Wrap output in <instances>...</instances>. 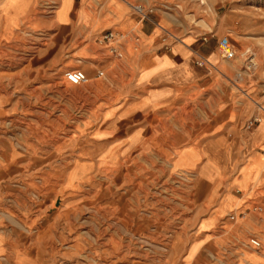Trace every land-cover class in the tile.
I'll return each instance as SVG.
<instances>
[{
    "label": "rangeland",
    "instance_id": "obj_1",
    "mask_svg": "<svg viewBox=\"0 0 264 264\" xmlns=\"http://www.w3.org/2000/svg\"><path fill=\"white\" fill-rule=\"evenodd\" d=\"M51 1L41 0L35 10L51 13ZM87 1L89 11L102 17L107 13L111 22L124 18L137 22L140 16L134 8L141 10L148 18L142 23L157 27L148 50H164L163 44L185 47L187 38L192 63L213 52L200 68L205 79L180 106L149 121V136L132 155L110 157L113 149H120L118 144L131 138V126H139L136 120L129 126L122 120L120 127L107 118L123 102L122 91L131 80L122 73L123 64L102 49L103 43H92L86 26L73 28L70 34L62 31L57 43L52 31L32 21L27 26L23 22L7 42L0 43V258L5 255L1 259L13 264L12 254L5 253L6 247H13V251L24 249L30 264H180L183 253L171 251L172 240L195 231L191 216L200 190L190 174L170 172L181 153L175 163H169L161 152L195 143L209 131L213 116L227 118L231 121L228 131L238 138L234 162L238 166L249 151L241 126L249 116L260 115L263 119L257 127L262 133L251 135L248 143L261 149L264 158V0ZM64 6V0H57V21L62 22L59 12ZM88 14L79 11L82 20ZM130 24L122 22L120 32L127 33L124 28ZM11 31H5L9 37ZM134 36L127 34L126 41L131 42L125 48L127 56L137 52ZM221 37L232 45L234 58L229 61L219 57ZM246 48L254 55V67L245 74L241 73L240 54ZM91 49L101 61H113L102 79H89L94 71L83 66V57ZM68 70H82L87 82L67 86L62 74ZM243 106H250L251 112L242 114ZM128 129V136L118 142L117 137ZM88 158L94 164L92 172H88ZM263 177L264 166L253 164L249 157L230 184L238 185L245 198ZM240 203L228 192L220 196L217 210L223 215L231 212L234 220L229 221L228 214L219 220V226L245 225L247 214L257 217L252 211L254 201H249L244 217ZM216 235H222L220 247L213 246L219 238H212L191 264L231 261L233 245L246 244L249 236L238 241L234 232L220 230ZM258 238L264 243V236ZM194 251L190 247L185 259Z\"/></svg>",
    "mask_w": 264,
    "mask_h": 264
},
{
    "label": "crops",
    "instance_id": "obj_2",
    "mask_svg": "<svg viewBox=\"0 0 264 264\" xmlns=\"http://www.w3.org/2000/svg\"><path fill=\"white\" fill-rule=\"evenodd\" d=\"M40 1L0 0V43L7 42L11 38L12 32L22 26L23 22L24 26H27L32 21L38 27L52 31L54 40L59 39L56 41L57 43H60L59 35L62 31H68L70 34L73 28H77L78 26H86L89 28L92 43H95V41L98 44L103 43L105 48L103 47L102 49H107L110 57L121 62L123 64L122 73L127 78H131L129 85L122 91L124 93L123 102L120 103L121 105L114 107L116 108L115 112H112L107 117L108 120L110 119V123L112 121L118 122L120 127L122 120L126 122L123 125L128 126L132 122H135V120L139 123L138 127L131 126L134 129L131 138L124 145L123 143L118 144L120 149L117 152L113 149L110 157H119L124 154L132 155L149 136V133L146 132V126L149 124V121L153 117L162 118L168 113L170 108L180 106L183 98L191 90H194V88H199L205 79L206 74H204L202 69L195 67L191 61V54L187 46L189 40L187 38L183 40L185 47L178 46L176 43L170 48L169 46L166 48L163 47L164 50H158L157 48L155 50H148L147 46H151L153 39L156 37V25L142 23L140 19L137 22H132L126 18H124L125 21L117 20L111 22L109 18H106L107 13L102 17L89 11V1L87 0L84 2L83 0H71V4L70 0H64L65 6L59 12V14L62 13V16L59 15V19L62 21L60 22L55 19L54 14L57 0L51 1L54 6L52 7L51 13L48 14H43L41 11L37 12L35 10L37 3ZM69 4L70 9L68 10ZM80 9H84L89 13L85 20H82L79 16ZM105 9H107V6H105ZM122 22L126 24L131 23L130 26L124 28L127 33L120 32V24ZM111 27H113V30H110ZM7 29H12L10 37L9 32H5ZM107 32L114 34L116 39L110 42H102L100 35L101 33L105 34ZM131 33H135V36L132 37L134 40V46H132L137 49V52H134L131 56H127L125 54V48L131 42L128 43L126 37L127 34ZM97 35L100 36V40H96ZM68 42L71 43V37ZM110 49L117 50L121 54V57L115 58L110 53ZM93 52L94 49H91L87 56L83 57V59H86L83 66H88L93 69L94 74L89 79L96 80L100 78L95 76V69L98 68L97 71L103 72L106 68H110L113 61H101L100 56ZM76 53L79 55L81 52L77 50ZM212 53H206L205 58ZM79 56L78 58H80ZM58 57L59 52L52 59L56 60ZM241 111L242 114L247 115L251 112V108L250 106L246 108L243 106ZM212 118L213 120L208 122L211 125L209 131L202 134L195 143H191L175 151L162 149L161 152L162 156L169 163H175L177 153H181V160L176 162L174 166L169 167L170 172L177 173L183 171L190 174L191 181L200 190L199 196L196 197V210L191 216V219L196 221L195 231L188 230L182 239H178V235L172 240L171 251L173 253L182 251L183 253L180 264H191L195 256L203 247L207 246L212 238H219L218 242L215 241L213 246L214 248L220 247V244L223 242L220 239L222 235H219V237L216 235V232L220 230H222L223 234L234 232L238 241L240 239L242 240L246 234L254 236L257 239H259V235L264 236V177L261 184L251 188L249 190L250 195L245 198H243L242 191L237 190L238 185L230 184L232 179L237 178V170L242 167L247 158L252 157L253 164L264 166L263 151L259 148L249 146L248 143L251 135L259 136L262 133V128L257 127L259 125V122H257L246 129L244 126L249 118L243 122L241 126L243 131L242 138L246 140L249 151L245 156L244 162L238 166H234L236 156H238L237 134L228 131V123H231L230 119L215 118V116ZM129 131L130 129H128L123 137H117V141H123L128 136ZM159 137L161 139L163 138L162 136ZM156 138L158 136H155ZM122 147L123 151L121 150ZM96 152L98 154L99 150H95ZM88 156H93V154H88ZM9 157L11 156L9 155ZM87 166H89L88 172L94 170L93 161L89 160ZM66 184L67 186H71L69 182H66ZM240 185H244V183L241 182ZM225 192H228L236 199H240L243 212H246L249 201H254L255 203L253 205L260 207V212H256L257 217L254 218L252 215L247 214V222L245 225L238 224V226H234L233 223H230L219 226V220L221 218L232 214L229 212L223 215L217 210L220 196ZM10 234L12 235L13 233ZM259 241L260 249L257 251L251 249L247 244L237 242V245H233V260L226 262L216 261L213 264H264V243L260 239ZM41 244L37 246H41ZM192 246L195 249V253L190 259L186 260V253ZM5 253L12 254L15 260L13 264H30V259L24 254V249L13 251V247H6ZM4 256L2 255V257ZM1 258L0 264H9L10 260Z\"/></svg>",
    "mask_w": 264,
    "mask_h": 264
},
{
    "label": "built area",
    "instance_id": "obj_3",
    "mask_svg": "<svg viewBox=\"0 0 264 264\" xmlns=\"http://www.w3.org/2000/svg\"><path fill=\"white\" fill-rule=\"evenodd\" d=\"M134 11L137 12V14L140 16L139 19L140 20H148V18L142 14V11L139 10L138 8H134ZM169 39H172V41H175L176 38H174L173 36L169 35L168 36ZM116 39V37L114 36V34L107 32L105 34H103L101 36V41L102 42H110V41H114ZM162 42L165 41V38H163L161 40ZM163 47H167L165 44H163ZM217 49H218V54L220 59L224 60V61H229L231 59L234 58V52L232 50V45L230 44V42L228 41V39L226 37H221L218 42H217ZM110 53L115 57V58H120L121 54L115 50V49H110ZM240 57L242 58V67H241V73H248L250 70L253 69L254 64H253V53L251 52V50L249 48L244 49L241 54ZM194 65L198 68H203L205 64L204 58L199 57L198 60H195ZM238 73L236 74V77L239 78L240 74ZM95 76L97 78L102 79L103 78V72L102 71H96ZM63 77V81L67 86L70 87H76V86H80L84 83L87 82V78L85 77V75L83 74L82 71L80 70H68L65 71L62 74ZM258 119L257 116H251L245 123V128L248 129L252 126V124L257 123ZM252 211L254 212H260V207L259 206H254L252 208ZM229 221H233L234 220V216L232 214L227 216ZM246 244L253 250L257 251L260 249V241L259 239H257L254 236H248Z\"/></svg>",
    "mask_w": 264,
    "mask_h": 264
},
{
    "label": "bare ground",
    "instance_id": "obj_4",
    "mask_svg": "<svg viewBox=\"0 0 264 264\" xmlns=\"http://www.w3.org/2000/svg\"><path fill=\"white\" fill-rule=\"evenodd\" d=\"M177 40V42L179 41L180 42V40L179 39H176ZM204 61H205V64L207 65V60H206V58H204ZM82 71V70H81ZM83 72V71H82ZM83 74L85 75V77L87 78V76H86V74L83 72ZM261 108V110H263V107H260ZM264 111V110H263ZM257 119H258V122L259 123H261L262 122V117L260 116V115H257ZM246 214L243 212L242 213V216L244 217Z\"/></svg>",
    "mask_w": 264,
    "mask_h": 264
}]
</instances>
